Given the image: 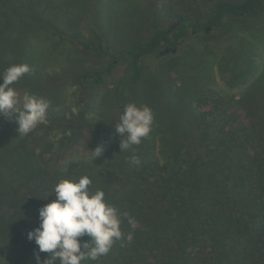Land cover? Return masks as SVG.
Instances as JSON below:
<instances>
[{
    "label": "trees",
    "instance_id": "16d2710c",
    "mask_svg": "<svg viewBox=\"0 0 264 264\" xmlns=\"http://www.w3.org/2000/svg\"><path fill=\"white\" fill-rule=\"evenodd\" d=\"M117 1L0 0V74L27 64L31 71L11 87L18 97L25 91L49 102L47 123L28 135L0 116V264H36L37 246L27 233L39 226L38 209L55 200L59 181L82 176L92 181L91 193L102 190L107 204L137 221L133 229L121 216L125 238L85 264H264V64L228 83L242 87L236 100L209 87L208 67L219 51L217 33L236 24L253 30L249 24L264 15V0H155L171 27L146 32L143 25L138 38L127 24L119 33L116 20L101 16L103 6L109 17L118 12ZM83 8L100 24L88 36L78 29ZM48 33L99 62L64 83L78 86V105L62 99L65 87L46 86L47 75L37 68L43 55L32 39ZM164 50L178 54L147 67L144 60ZM117 67L123 75L99 100L94 91ZM128 104L153 114L135 153L120 152L115 131ZM64 126L78 142L77 129L95 132L100 155L47 157L64 151ZM133 154L139 165L129 163ZM47 255L40 253L41 260Z\"/></svg>",
    "mask_w": 264,
    "mask_h": 264
},
{
    "label": "clouds",
    "instance_id": "9594fccd",
    "mask_svg": "<svg viewBox=\"0 0 264 264\" xmlns=\"http://www.w3.org/2000/svg\"><path fill=\"white\" fill-rule=\"evenodd\" d=\"M31 71L27 64L12 65L0 74V116L14 120L19 135H28L38 124L46 121L49 102L31 94H25L22 100L11 87L22 76ZM18 105H22L19 106ZM153 114L149 107H137L128 104L122 109L116 133L121 137V151L131 150L139 145L151 132ZM102 149L94 151L100 155ZM129 163L139 165L140 159L133 154ZM92 181L82 176L78 182L61 180L53 188L55 200L38 209L39 226L27 233V239L34 241L36 264H85L97 261L111 250L116 241L124 234L120 230L121 216L127 219L135 229L137 221L127 212L120 211L106 203L105 193L89 191ZM83 237H88L83 240ZM126 239L130 242L132 234ZM40 253L48 254L41 260Z\"/></svg>",
    "mask_w": 264,
    "mask_h": 264
},
{
    "label": "rangeland",
    "instance_id": "374dc122",
    "mask_svg": "<svg viewBox=\"0 0 264 264\" xmlns=\"http://www.w3.org/2000/svg\"><path fill=\"white\" fill-rule=\"evenodd\" d=\"M103 1L106 3L107 0ZM176 2L177 0H172L173 4ZM161 5L162 3L155 0H118L116 7L119 11L112 12L111 17L108 15L109 12L105 11V6L100 7V11L101 16L106 15L105 17L111 20V23L116 20V28L112 27L114 30L120 33L122 31L121 26L127 24L131 29H129V32L132 33L133 38H138L142 35L143 25H146V32L150 31V27H171V23L162 16ZM74 13H79V11L75 10ZM94 18L95 15L91 11H87L86 8H83V12L79 13L78 29L84 36H88L90 29L96 28V24L100 25L96 23ZM107 19L105 18L106 21ZM249 26H253L254 29L249 31L246 27H239L236 24L232 25L227 34L220 32L219 35L217 33L216 39L220 43L219 51H217L215 58L209 62L208 66L211 76L209 87L215 92L220 91L227 96L234 94L235 100L240 96L242 87L230 89L227 87L228 83L237 77L253 72L256 66L260 67L264 64V15L253 20ZM258 28H263V30L257 31ZM106 33L108 32L106 31ZM111 34H113V31H111ZM32 44L36 46V52L43 55L38 60L37 68H39L42 76L47 75L46 86L65 87L64 83H69L71 75L75 71L90 69L99 63L91 56L79 55L68 39L61 38L59 35L41 34L32 39ZM176 51L168 52L164 50L159 53L156 59L151 57L145 59L144 63L152 69L158 60H162L163 56L170 53L173 55L178 54ZM122 75L123 67L115 68L103 84L94 91L96 97H99L100 100L105 91L112 90ZM24 92L20 93L19 98L21 100L25 95ZM73 92L74 97L72 98ZM78 92V86H67L62 91V99H66L67 103L78 105L76 103ZM101 103L103 101H99V104ZM57 108L59 107L57 106ZM74 111H76V108H74ZM114 112L116 111L114 110ZM44 123H47V121ZM55 128L54 126L49 127L51 130L49 133L53 135L54 131L52 129ZM62 131V137L66 138L65 149L57 154L47 153V157L51 159L64 162L77 156V153L93 154L92 151L102 145L99 146L100 143L95 138V132L77 129V132H79L77 134V137H79L78 142L70 138L71 134L66 126ZM89 133H92L91 136L94 137V142L90 141L91 136Z\"/></svg>",
    "mask_w": 264,
    "mask_h": 264
},
{
    "label": "water",
    "instance_id": "95a60500",
    "mask_svg": "<svg viewBox=\"0 0 264 264\" xmlns=\"http://www.w3.org/2000/svg\"><path fill=\"white\" fill-rule=\"evenodd\" d=\"M175 50H171V52H174Z\"/></svg>",
    "mask_w": 264,
    "mask_h": 264
}]
</instances>
